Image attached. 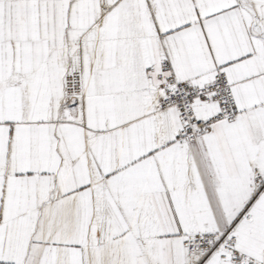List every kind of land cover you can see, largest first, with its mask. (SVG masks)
I'll return each mask as SVG.
<instances>
[{"label": "snow or ice", "instance_id": "6c2138e0", "mask_svg": "<svg viewBox=\"0 0 264 264\" xmlns=\"http://www.w3.org/2000/svg\"><path fill=\"white\" fill-rule=\"evenodd\" d=\"M0 264H264V0H0Z\"/></svg>", "mask_w": 264, "mask_h": 264}]
</instances>
